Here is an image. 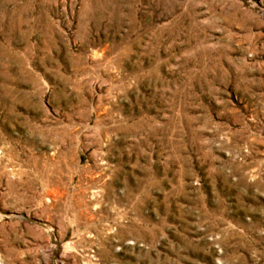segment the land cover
<instances>
[{"label":"rangeland","instance_id":"obj_1","mask_svg":"<svg viewBox=\"0 0 264 264\" xmlns=\"http://www.w3.org/2000/svg\"><path fill=\"white\" fill-rule=\"evenodd\" d=\"M0 264H264V0H0Z\"/></svg>","mask_w":264,"mask_h":264}]
</instances>
